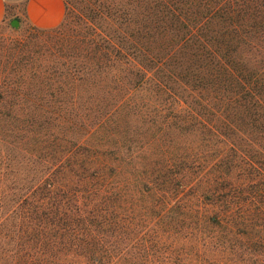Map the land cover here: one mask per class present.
<instances>
[{
	"label": "trees",
	"instance_id": "obj_1",
	"mask_svg": "<svg viewBox=\"0 0 264 264\" xmlns=\"http://www.w3.org/2000/svg\"><path fill=\"white\" fill-rule=\"evenodd\" d=\"M97 1L46 68L0 84L16 264L198 253L175 226L207 264H264V0Z\"/></svg>",
	"mask_w": 264,
	"mask_h": 264
},
{
	"label": "rangeland",
	"instance_id": "obj_2",
	"mask_svg": "<svg viewBox=\"0 0 264 264\" xmlns=\"http://www.w3.org/2000/svg\"><path fill=\"white\" fill-rule=\"evenodd\" d=\"M5 1L6 18L0 24V84H9L18 80L21 74L24 77H31L30 73H33L36 67L46 68L54 57L52 49H56V45L63 39L66 40L67 37L83 31L85 25L89 24V18L93 19L92 12L98 4L97 0H63L65 12L61 22L51 29H35L21 19L22 0ZM13 19L16 21L15 25H11ZM14 94L10 89L6 91L7 98L13 99ZM175 231L172 235L178 244H195L194 250L199 252L193 253L190 249L189 251L186 249L184 253L173 252L155 258L151 264H207L204 251L200 245L191 240V237L189 238L188 229L175 226ZM20 234L21 230L16 225L0 224V264H16L15 247L21 241ZM45 259V264H80L81 262L77 258L68 259L52 254ZM84 264L90 263L84 261Z\"/></svg>",
	"mask_w": 264,
	"mask_h": 264
},
{
	"label": "crops",
	"instance_id": "obj_3",
	"mask_svg": "<svg viewBox=\"0 0 264 264\" xmlns=\"http://www.w3.org/2000/svg\"><path fill=\"white\" fill-rule=\"evenodd\" d=\"M5 3V0H0V24L6 18ZM20 7L21 19L35 29L57 26L65 12L63 0H22Z\"/></svg>",
	"mask_w": 264,
	"mask_h": 264
},
{
	"label": "water",
	"instance_id": "obj_4",
	"mask_svg": "<svg viewBox=\"0 0 264 264\" xmlns=\"http://www.w3.org/2000/svg\"><path fill=\"white\" fill-rule=\"evenodd\" d=\"M16 24V21L15 20H12L11 21V25H15Z\"/></svg>",
	"mask_w": 264,
	"mask_h": 264
}]
</instances>
